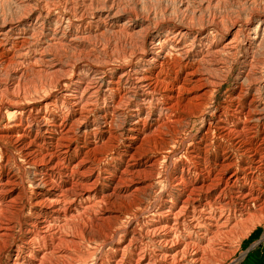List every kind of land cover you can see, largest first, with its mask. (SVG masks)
Here are the masks:
<instances>
[{
	"label": "rangeland",
	"instance_id": "obj_1",
	"mask_svg": "<svg viewBox=\"0 0 264 264\" xmlns=\"http://www.w3.org/2000/svg\"><path fill=\"white\" fill-rule=\"evenodd\" d=\"M0 94V264H264V197L229 177L264 145V0H0Z\"/></svg>",
	"mask_w": 264,
	"mask_h": 264
},
{
	"label": "bare ground",
	"instance_id": "obj_2",
	"mask_svg": "<svg viewBox=\"0 0 264 264\" xmlns=\"http://www.w3.org/2000/svg\"><path fill=\"white\" fill-rule=\"evenodd\" d=\"M42 18V17H41ZM180 20H183V15H182V17H181V19ZM7 27V26H6ZM172 34V36H173V39L171 40V39H166L167 41H168V43H170L171 45H173L174 47H180L179 48V50H178V54L179 53H181V55H179L180 57H175V55H172V56H174L173 57V60L175 59V58H177V59H175L176 60V62L178 63V62H180V63H182L183 61H184V57L185 58H187L188 56L186 55L187 53H188V50H185L184 49V46H183V39H184V36H186V32L188 33L189 32V28H188V26H184V23L181 21L178 25H174L172 28L171 27H168L167 28ZM100 35V34H99ZM151 38L153 39L152 41L154 42V41H157V43H153L152 41V45L151 46H149V49H147V50H145V51H143V52H147L148 53V57L149 58H147V60H148V62H149V64H153V69L151 70V74H153L152 72L153 71H155V70H158V71H160V69L164 66V65H167V63H168V60H169V56H170V53H164L163 52V50H164V46L166 45V41L162 38L161 40L157 37L156 38V36L155 35H152L151 36ZM253 39V38H252ZM151 42H150V44H151ZM193 42V41H192ZM72 44V45H74L76 42H74V41H71V42H69V44ZM226 43V42H225ZM223 46H224V44H222ZM226 45V44H225ZM168 46V45H167ZM143 47V46H142ZM166 47V46H165ZM220 47V46H219ZM225 47V46H224ZM224 47H222V48H224ZM228 47V46H227ZM168 48V47H167ZM176 56H178V55H176ZM175 62V61H174ZM190 62V61H189ZM189 62H186L185 63V67H186V65L187 64H189ZM176 65V64H175ZM183 65L184 64H180V67H181V69H183ZM51 67L52 68H54V67H56V65H54V64H52L51 65ZM50 67V68H51ZM166 67V66H165ZM124 70V69H123ZM122 70V71H123ZM129 72L130 71H123V72H121L120 73V76H119V78L121 77V78H127L128 76H129ZM135 72V74H140V73H138V72H136V71H134ZM188 75H190V78L191 77H193V76H196L197 74H195V70L193 71V70H190V72H189V74ZM139 76V75H138ZM151 76V75H150ZM77 77V76H76ZM179 77V76H178ZM178 77L177 78H175V79H178ZM185 77V76H184ZM78 78V77H77ZM108 79H109V77H107ZM154 78V77H153ZM152 78V79H153ZM186 78V77H185ZM201 78V77H200ZM133 80H134V78H132ZM136 79V81H135V84H138V85H140V83H143V82H146V80L148 79L147 77H142V78H139V77H136L135 78ZM184 79V78H183ZM182 79V80H183ZM111 80V79H110ZM149 80V79H148ZM151 80V79H150ZM188 80H189V78H188ZM200 79H199V77H198V75L196 76V79H195V83L196 84H198V81H199ZM113 81V80H112ZM184 81V80H183ZM81 82V81H80ZM107 82H108V84H110L109 82V80H107ZM199 82H201V81H199ZM192 82H190V84H191ZM4 84V83H3ZM6 84V83H5ZM4 84V85H5ZM61 84V83H60ZM83 84V83H82ZM107 84V85H108ZM152 84V83H151ZM151 84H147L146 86L149 88V92H150V90L152 89V86H153V84H152V86L150 87V85ZM171 84V83H170ZM182 84V83H181ZM189 84V83H188ZM3 85V86H4ZM80 85V84H79ZM89 85V84H88ZM85 86L84 88V90H86V92L88 93V95L90 94V93H92V90L91 89H93L94 87H90V86ZM90 85H92L91 83H90ZM185 85V84H184ZM183 85V86H184ZM187 85V84H186ZM143 86V85H142ZM157 86V85H156ZM200 86H202V84H200V85H197V89L198 90H201V88H199ZM76 87V86H75ZM81 87V86H80ZM91 88V89H90ZM167 88V87H166ZM164 89V95L166 96V98L169 100V101H172V104H171V106L173 107V106H175V105H178V103H179V101L177 100V101H174V100H176L177 99V95H180V94H178L179 93V89H177L178 87L176 86V87H174V85L172 86V87H170V88H167V89ZM3 89H6V88H3ZM8 89V88H7ZM6 89V91L8 92V90ZM75 89V88H74ZM81 89V88H80ZM83 89V88H82ZM76 90V89H75ZM91 90V91H90ZM134 90V89H133ZM179 90V91H178ZM4 91V90H3ZM146 90H141L140 92H141V96H143V98L145 99V98H148L149 97V92L147 93V91L145 92ZM192 91V90H191ZM197 91V90H196ZM2 92V91H1ZM6 92V93H7ZM82 92H83V90H82ZM143 92H145V93H143ZM152 92V91H151ZM5 93V94H6ZM128 93V92H127ZM4 94V95H5ZM182 94V93H181ZM184 94V93H183ZM1 95V94H0ZM11 95V94H10ZM6 96V95H5ZM8 96V95H7ZM13 96H14V94H13ZM76 95L74 94V97H75ZM140 96V95H139ZM4 97V96H3ZM16 97V96H15ZM72 97V96H71ZM136 97V96H135ZM182 97V96H181ZM81 98V97H80ZM179 98V97H178ZM88 99V98H87ZM86 99V100H87ZM89 100V99H88ZM131 100V99H130ZM10 101V100H9ZM15 101V100H14ZM13 102V101H12ZM17 102V101H16ZM163 103V102H162ZM182 103V102H181ZM12 104H14V103H12ZM136 104V103H135ZM167 104V103H166ZM9 105V104H8ZM16 105V104H15ZM144 105V104H143ZM169 105V104H168ZM5 106V105H4ZM3 106V107H4ZM13 106V105H12ZM2 107V106H1ZM6 107V106H5ZM4 107V108H5ZM14 107V106H13ZM19 109H20V107L19 106H17ZM16 107V108H17ZM169 106H167V108H168ZM15 108V109H16ZM140 108V107H139ZM7 109V108H6ZM92 109V108H91ZM124 109V108H123ZM19 111V110H18ZM149 111V110H148ZM123 112V111H122ZM147 113V112H146ZM73 114L74 115H80V112L79 111H76V110H73ZM145 121V120H144ZM137 125V124H136ZM138 126V125H137ZM139 129V128H138ZM248 130V129H247ZM137 131H139V130H137ZM264 132V131H263ZM262 133V132H261ZM247 135V134H246ZM251 138V137H250ZM264 138V137H263ZM263 138L261 139V141L258 143V145H260V144H262V142H263ZM134 139V138H133ZM252 139V138H251ZM250 141V140H249ZM258 141V140H257ZM246 145V144H245ZM251 146V145H250ZM249 147V146H248ZM240 148V147H239ZM242 148V147H241ZM245 148V147H244ZM263 148H264V145H260V148L258 149V151L259 150H261V155L260 156H258V157H256L255 156V152L254 153H252L251 155H250V162H253V163H255V166H254V169H255V172L254 171H251L250 170V167L248 168V164H249V162H245V163H243V164H235V163H233V162H231V161H229V159L225 156L224 157V155L223 156H221V158H220V160L218 161V163H217V167L214 169V171H212V175L211 176H209V175H205L204 176V178H203V180H201L200 181V183L198 184V185H195L194 186V188L195 189H198V190H202L203 188L204 189H206V191H211V190H214V189H216L218 186H219V184H221L222 182H223V176H224V174L226 173V171L231 167V166H233L232 165V163L233 164H235L236 165V167H238V168H236L237 170L235 171H233L232 172V174L229 176L230 177V179H231V176L232 177H236V176H238L239 174V176H241L242 178H243V181L244 180H248V182H249V186H250V188L248 189V194L249 195H252L253 193V195L251 196V201L252 202H254V200L255 199H258V197H260L261 195L264 197V188L262 189V186L264 185V160H263V158H264V152H263ZM252 150H254L253 148H251ZM240 150V149H239ZM243 150V149H242ZM241 150V151H242ZM244 150H246V149H244ZM248 151H249V149H248ZM251 151V150H250ZM256 151V150H255ZM252 152V151H251ZM225 153V152H224ZM248 153V152H247ZM245 154V153H244ZM260 154V153H259ZM249 155H247V156H249ZM263 158H262V157ZM243 158V157H242ZM263 160V161H262ZM214 168V167H213ZM235 169V168H234ZM256 170H257V173H256ZM206 173L207 174H209L207 171H206ZM204 174V173H203ZM229 178H227V180L226 179H224V186L222 187V189H220V194H224V193H226V190H227V188L228 187H230L231 185H230V183L232 184V182H231V180L229 181L228 180ZM183 181V180H182ZM229 183V184H228ZM230 185V186H229ZM259 185H261V186H259ZM54 187V186H53ZM234 187V186H233ZM193 188V189H194ZM194 191V190H193ZM250 191H254L253 193L251 192L250 193ZM196 192H194V194H195ZM192 194V193H191ZM64 195V194H63ZM60 196V195H59ZM191 197V196H190ZM63 199V198H62ZM261 199V198H260ZM259 200V199H258ZM249 202V201H248ZM228 204V203H227ZM60 212V211H59ZM220 212V211H219ZM230 216V215H229ZM225 217V216H224ZM228 217V216H227ZM224 218L225 219V224L223 223V224H220V225H217V226H220V227H225L224 225H226L227 224V222L229 221L228 220V218ZM221 220V219H220ZM216 221V220H215ZM217 223V222H216ZM229 223V222H228ZM237 223V222H236ZM215 225V228H216V224H214ZM219 231V230H218ZM164 233V232H163ZM167 235V234H166ZM187 248H189V245H187V244H185L184 245V252L183 253H187V251L188 252H190V250L191 249H188L187 250ZM123 251V250H122ZM174 251V250H173ZM191 251H193L192 252V254H191V261L192 262H195L196 260H197V256H198V251H195V250H191ZM178 253V252H177ZM180 253H182V250L180 251ZM145 254V253H144ZM35 255V254H34ZM43 256V255H42ZM142 256V255H141ZM163 257V256H162ZM166 257V256H165ZM100 259V258H99ZM172 259H173V257H172ZM40 261V260H39ZM142 261H143V259L141 258V257H138L137 256V258H136V261H135V263L134 264H140V263H142ZM189 261H190V259H189ZM46 262V261H45ZM156 262V261H155ZM177 262V261H176ZM147 263V262H146ZM30 264H32V263H30ZM143 264H145V263H143Z\"/></svg>",
	"mask_w": 264,
	"mask_h": 264
}]
</instances>
